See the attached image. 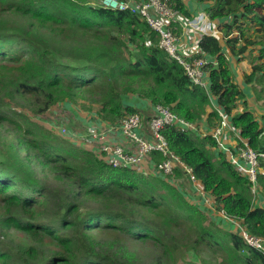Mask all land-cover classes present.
<instances>
[{
    "label": "trees",
    "instance_id": "obj_1",
    "mask_svg": "<svg viewBox=\"0 0 264 264\" xmlns=\"http://www.w3.org/2000/svg\"><path fill=\"white\" fill-rule=\"evenodd\" d=\"M194 1L207 5L224 41L204 34L192 55L205 63L208 91L129 10L89 0H0V264H207L206 253L217 264H264L237 231L220 227L168 180L112 167L39 120L68 103L120 124L140 115L127 102L134 97L194 124L206 116L215 127L218 113L207 114L214 97L240 138L264 154V123L250 110L225 52L241 62L259 47L243 80L263 93L264 0ZM168 5L191 18L183 0ZM247 25L254 35L245 33ZM160 132L213 200V211L264 239V208L211 135L176 126ZM257 184L264 197L262 159Z\"/></svg>",
    "mask_w": 264,
    "mask_h": 264
},
{
    "label": "built area",
    "instance_id": "obj_2",
    "mask_svg": "<svg viewBox=\"0 0 264 264\" xmlns=\"http://www.w3.org/2000/svg\"><path fill=\"white\" fill-rule=\"evenodd\" d=\"M101 6L113 10H129L131 13L138 15L158 34L159 48L183 67L186 75L194 85L207 89V83L205 81L206 74L203 69L205 63L203 59L192 56L196 51L189 56L178 54L177 38L179 37L175 35L177 26H179L184 29L192 27L201 30L203 34L217 37L214 32L216 29L215 26H207L204 29L203 20L205 17L201 18L196 16L194 19L182 17L169 7L168 0H103L101 1ZM211 101L213 102L212 99ZM215 110L218 113L219 119L209 135L216 141L218 149L228 157V161L234 168L250 182L255 205L264 208L262 200L257 204V200L260 197L257 173L259 172V159L264 160V154L256 153L240 138L238 130L232 127L229 121L230 118L222 112L221 108H215ZM155 113L156 115L150 118L146 124L151 139H145L137 134L136 131L142 128L145 122L139 114H133L123 119L119 125L122 136L134 145V151L127 150L120 145L104 144L98 147L97 156L112 167L135 169L143 160L151 156V154H158L162 157V160L153 165L152 175L171 180L175 172L180 170L192 183H196L197 181L192 174V170L185 166L170 151L160 130L165 126H176L181 131L199 132V123L194 124L186 121L170 112L168 108L162 106H156ZM199 133L201 134V132ZM61 134L65 135V130H61ZM202 135L205 134L202 133ZM230 135L234 136L236 141L232 147L229 145L226 147L223 142L229 140ZM69 140L72 141V138ZM201 193L205 195L202 191ZM206 202L211 205L213 210V200L207 197ZM220 214L235 226L240 238L248 247L261 253L264 257V239L248 233L240 226L239 222L228 218L223 213Z\"/></svg>",
    "mask_w": 264,
    "mask_h": 264
},
{
    "label": "crops",
    "instance_id": "obj_3",
    "mask_svg": "<svg viewBox=\"0 0 264 264\" xmlns=\"http://www.w3.org/2000/svg\"><path fill=\"white\" fill-rule=\"evenodd\" d=\"M101 1L103 0H93V4L101 5ZM129 1H139V0H129ZM183 2L187 10L190 13V16H194V18L196 16H199L201 18L205 17V19L203 20L204 29H206L207 26H212V25L216 27L214 32L216 33L218 37L219 31L217 28V21H210L205 16V9L207 5L198 4L194 0H183ZM181 29L182 30L177 29L175 31L176 33L179 34L178 35L179 38H177L178 54L183 55V56H189L193 54L194 51L197 50L196 43L199 40V38L202 36L203 32L201 30H197L192 27H188L187 29H184V28H181ZM220 35H221V31H220ZM225 52L227 53V57H228V55L230 54L226 48H225ZM228 60L231 64L229 57H228ZM233 74L235 77V73ZM238 80L239 79H237V81ZM205 81L208 86L207 77H205ZM237 84L241 88V90L244 91L245 96H246L245 100L247 101V104L249 105L250 110L256 111L257 107L255 105L256 104L255 102L259 104V102L263 100L257 101L255 99V95L253 93L254 90L251 85H249L246 89L244 85L241 84V82H238ZM127 102H129V104L135 105L136 108H138V110L140 111V116L145 122L143 127L136 131L137 134L145 139H151V135L149 133V130L146 124H147V121L150 120V118L156 115L155 107H153L148 101L139 100L134 97H130V99L127 98ZM260 103L264 104V102H260ZM65 104H68V103H65ZM258 106L261 107V104ZM64 108H65V112L66 113L68 112V114L70 115V118L69 120H67L66 117H62L61 122L55 121V133L59 134L60 136L68 140L72 138V141H73V138H74L75 140L79 142V144H77L78 146H81L87 150H90L96 155H98V151H97L98 147L104 144L120 145L127 150L134 151L135 149L134 145L122 136L119 123L103 122L99 120L94 113L82 111L79 106L69 107L67 105H64ZM215 108H217V105L213 102L211 105L207 107V114L214 111ZM263 117L264 115H262V120H263ZM70 119H72L71 122H69ZM206 119H207L206 116L203 117V120H202L203 123L201 122L198 124V131L201 132V134L203 133L205 135H209L213 127L207 125ZM262 123H264V120L262 122L259 120L260 126H263ZM74 125L79 126V127H74ZM63 129H65V132H66L65 135L61 134V130ZM235 141L236 140L234 139V136L230 135V139L225 140L223 144L226 145V147L228 145L232 147ZM155 163H157L156 157H153L151 155V156H148V158H146L145 160H143L141 164L134 170H136V172H138L142 176L153 177L154 175H152V167ZM177 171L179 172L178 174L176 173ZM177 171L175 172V175L171 178V180H168V182L171 185H176V186H178L177 184L179 183V185L183 187V190H181V188L178 186L179 190L182 191V193H184L185 195L186 193H188V197L190 199H199L202 207L199 205H196V206L201 208L205 213H207V215L212 220H214V222H216L220 227L223 226L224 228H228L232 230L233 232H236V228L233 224H231L223 215H221L220 213H215L212 210L211 205H209L206 202L207 197L203 195L200 191L201 190L200 184L198 182L192 183L191 181H189L188 177L184 175L180 170H177ZM159 178L166 180L163 177H159ZM261 200L262 198L259 197V200H257V204ZM208 213H210V215Z\"/></svg>",
    "mask_w": 264,
    "mask_h": 264
},
{
    "label": "rangeland",
    "instance_id": "obj_4",
    "mask_svg": "<svg viewBox=\"0 0 264 264\" xmlns=\"http://www.w3.org/2000/svg\"><path fill=\"white\" fill-rule=\"evenodd\" d=\"M89 4L90 5H94L93 4V0H89ZM248 25L246 26V28H245V33L246 34H248V35H254L255 33H254V31L253 30H249L248 29ZM218 31H219V34H218V37H219V41L221 42V43H224V41H223V39L221 38V36H220V30L218 29ZM221 34H222V32H221ZM234 35H236L235 33H234ZM258 46H256V47H254L252 50H251V55L252 56H256V55H258ZM250 54L248 55V53L246 54V58H243V62L241 61L240 63L239 62H237L236 61V59L235 58H233L231 55H228V57L230 58V61H231V68H232V70H233V73H235V81L238 83V82H241V84H243L244 85V87L247 89V87L249 86V85H246L245 84V82H244V80H243V76H244V74L245 73H249L250 72ZM248 55V56H247ZM237 79H239L238 81H237ZM260 87H264V84L262 85V86H260ZM254 91H253V93H254V95L256 96H259V97H261L260 99H263V101H260V102H264V92L263 93H259L258 91H256L255 89H253ZM259 102V104H257V102H255L256 104V107H257V110L256 111H254L253 109V114H255V116L258 118V121L260 120L261 122L263 121L262 120V115H264V104H262V103H260ZM261 104V107L260 106H258V105H260ZM64 105H67V106H69V107H73V106H70V105H68V104H63V105H59V106H57V107H54L51 111H49L46 115H44V116H40L39 117V120H42V122L45 124V127H47V128H50V129H52V130H54V132H55V121L56 122H61V119H62V117H66V119L67 120H69V118H70V115L68 114V112L66 113L65 112V108H64ZM261 110H260V109ZM78 110V109H77ZM79 111V110H78ZM36 119V118H35ZM37 120V119H36ZM71 120L72 119H70V121L69 122H71ZM69 124H71V123H69ZM74 127H79V126H76V125H74ZM63 130H65V129H63ZM73 141H74V144H79V142L77 141V140H75L74 138H73ZM190 181V180H189ZM180 188H181V190H183V187L181 186V185H179V183L177 184ZM173 186H175L176 188H177V190L178 191H180L179 190V188H178V186H176V185H173ZM164 193H165V191H163ZM182 192V191H181ZM185 192H186V190H185ZM198 193V192H197ZM188 200H189V202L190 203H192V204H194L195 206L196 205H199V206H201V203H200V201H199V199H190L189 197H188V193H186V195L184 194V193H182ZM197 195V194H196ZM259 195H260V193H259ZM260 197L262 198V203H264V197L263 196H261L260 195ZM192 201V202H191ZM202 207V206H201ZM209 215H210V213H208ZM214 221V220H213ZM203 259H205V260H208V263L207 264H217V261H215L213 258H212V256L210 255V254H208V253H206V254H204L203 255ZM201 264V263H200Z\"/></svg>",
    "mask_w": 264,
    "mask_h": 264
},
{
    "label": "clouds",
    "instance_id": "obj_5",
    "mask_svg": "<svg viewBox=\"0 0 264 264\" xmlns=\"http://www.w3.org/2000/svg\"><path fill=\"white\" fill-rule=\"evenodd\" d=\"M205 16H206V14H205ZM207 17V16H206ZM191 18H194V16H191ZM207 19H208V17H207ZM209 20V19H208ZM210 21H212V20H210ZM213 21H216V20H213ZM181 28V27H180ZM217 28H218V21H217ZM219 29V28H218ZM182 30V29H181ZM202 35H204V34H202ZM178 63V62H177ZM204 69V68H203ZM204 72H205V70H204ZM205 74H206V77H207V73L205 72ZM195 86H197V85H195ZM199 87V86H198ZM201 88V87H200ZM208 88H209V83H208V86H207V89H204L205 91H208ZM203 89V88H202ZM211 99L213 100V102H214V97H211ZM212 101H211V104L213 103ZM210 104V105H211ZM217 108H220V107H218L217 106ZM216 111V110H215ZM223 112V111H222Z\"/></svg>",
    "mask_w": 264,
    "mask_h": 264
}]
</instances>
